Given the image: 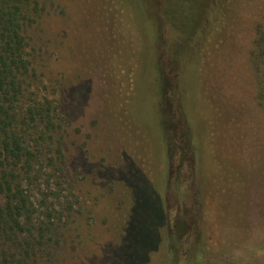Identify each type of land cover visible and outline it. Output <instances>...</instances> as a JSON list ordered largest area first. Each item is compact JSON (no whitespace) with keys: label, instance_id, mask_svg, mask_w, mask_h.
<instances>
[{"label":"trees","instance_id":"1","mask_svg":"<svg viewBox=\"0 0 264 264\" xmlns=\"http://www.w3.org/2000/svg\"><path fill=\"white\" fill-rule=\"evenodd\" d=\"M235 1L101 2L100 16L114 14L115 31L122 32L123 38L128 35L132 44L130 50L121 51L116 58L123 76V94L132 100L130 106L140 81L139 66L154 68L151 77L162 84L156 108L163 119V158L152 164L150 154L153 173L148 182L124 181L131 190L133 207L119 250V264H151L157 261L159 244L165 250L161 264H264V236L250 244L248 226L242 229L230 220L222 221L221 246L208 238L212 212L229 210V216L234 214L232 193L245 190L244 182H240L241 171L228 158L218 157L211 139L224 116L225 104L217 99L219 104L214 108L208 103V94L203 93L208 88L209 67L230 60ZM49 3L50 0H0V264H58L63 218L49 214L47 221L39 216L40 222H36L31 189L44 166L56 179L64 172L63 146L69 128L62 112L66 99L40 94L32 53L36 45L33 31ZM108 37L111 42L112 35ZM223 46L225 50H221ZM249 58L256 77L255 99L264 113V20L254 24ZM171 95L175 98L171 99ZM198 98L205 99L209 106L203 117L205 128L200 131L193 110L189 111L191 119L186 115V105ZM173 146L183 151L188 162L191 182L182 192L191 202H181L171 220L167 196ZM128 170L143 178L134 166ZM146 190L155 193L154 209L160 215L158 225L153 227L144 222L151 208L145 202ZM151 238L156 240L155 245L149 242ZM184 240L188 250L179 260L177 251ZM238 251H243L240 258L225 259Z\"/></svg>","mask_w":264,"mask_h":264},{"label":"rangeland","instance_id":"2","mask_svg":"<svg viewBox=\"0 0 264 264\" xmlns=\"http://www.w3.org/2000/svg\"><path fill=\"white\" fill-rule=\"evenodd\" d=\"M101 2L104 0H50L33 31L36 45L32 53L40 94L56 100L64 97L62 112L69 123L63 146L64 172L56 179L44 166L31 188L36 222H40L39 216L46 220L49 214L63 218L58 264H119V250L133 207L131 190L124 181L148 182L151 155L155 164L164 151L160 142L163 119L156 108L162 84L151 77L154 68L139 66L140 81L130 106L132 100L123 94V76L116 58L132 44L128 35L123 38L122 32L115 31L114 14L100 16ZM235 4L230 60L209 67L208 88L203 92L214 108L219 104L217 99L225 104L224 116L211 139L218 157L228 158L241 171L240 182L245 185L244 192L232 193L234 214L229 216V210H223L210 215L208 238L217 246L223 242L222 221L226 220L237 228L250 227L252 245L264 236V113L255 99L256 77L249 58L254 24L264 20V0H237ZM108 34L112 35L111 42ZM206 100L198 98L186 105V115L191 119L189 111L193 110L199 131L205 128ZM172 161L167 196L171 220L181 202H191L182 192L188 189L191 174L180 148L172 147ZM132 166L143 178L137 171L139 177L128 170ZM143 194L151 206L144 222L153 227L160 221L154 209L156 195L147 190ZM149 242L155 245L156 240L151 238ZM161 246L156 251L157 261L151 264H161L165 253ZM187 250L184 240L177 258L182 260ZM242 255L243 251H238L225 259Z\"/></svg>","mask_w":264,"mask_h":264}]
</instances>
